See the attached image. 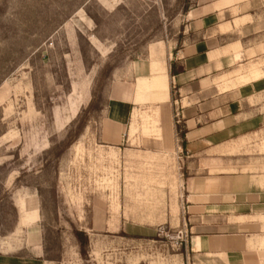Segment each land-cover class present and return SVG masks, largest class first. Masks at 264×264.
<instances>
[{
  "label": "rangeland",
  "instance_id": "1",
  "mask_svg": "<svg viewBox=\"0 0 264 264\" xmlns=\"http://www.w3.org/2000/svg\"><path fill=\"white\" fill-rule=\"evenodd\" d=\"M212 1L0 0V264H204L188 257L182 118L136 87L163 49L177 100L175 54L215 50L209 78L245 116L211 172L264 180V0L188 21Z\"/></svg>",
  "mask_w": 264,
  "mask_h": 264
},
{
  "label": "crops",
  "instance_id": "2",
  "mask_svg": "<svg viewBox=\"0 0 264 264\" xmlns=\"http://www.w3.org/2000/svg\"><path fill=\"white\" fill-rule=\"evenodd\" d=\"M250 1L215 0L209 6L198 5L187 14L188 21L205 22ZM207 7L210 10L205 12ZM229 24L232 26L234 20ZM227 26L226 22L217 25L218 36L226 35L220 29ZM237 43L239 46H235ZM201 44L182 45L175 54L176 62L184 68V73L173 77L178 84L177 100L170 96L165 52L152 50L153 60L148 68L151 77L138 79L137 101H142L146 94H150L151 104L162 108L173 101L171 106L178 112L174 118H182L186 140L182 149L189 154L187 161L196 167L188 170L198 169L189 174L183 185L184 226L191 236L188 257L204 264H264V180L211 172L216 161L212 152L226 146L245 114L235 110L237 104L230 99L233 91L220 92L217 87V93L212 94L211 90L218 84L209 77L221 70L217 68L221 63L210 61L209 56L216 51L202 50ZM240 45L236 42L231 46ZM255 74L258 79L259 74ZM209 81H213L212 85L206 87ZM156 116L142 117L145 134L150 131L151 123L156 132H161ZM137 117L139 114L135 113L134 122ZM132 130L136 132V128ZM174 211L177 213V209Z\"/></svg>",
  "mask_w": 264,
  "mask_h": 264
},
{
  "label": "trees",
  "instance_id": "3",
  "mask_svg": "<svg viewBox=\"0 0 264 264\" xmlns=\"http://www.w3.org/2000/svg\"><path fill=\"white\" fill-rule=\"evenodd\" d=\"M190 12L189 9L185 10V15H187ZM184 73V68L183 67H178L177 63H172L171 64V76L175 77L178 76L180 74ZM181 138L183 140V145L182 147L185 148L186 147V140H185V131L182 132L181 134ZM75 236L78 239L79 243H80V248H81V256L83 258H87L88 254H87V248L89 245V238L88 236H86L84 233L82 232H78L75 231Z\"/></svg>",
  "mask_w": 264,
  "mask_h": 264
}]
</instances>
